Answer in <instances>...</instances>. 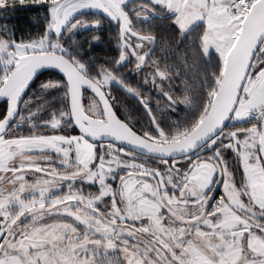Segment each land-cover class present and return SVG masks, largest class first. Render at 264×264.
<instances>
[{"label":"snow or ice","instance_id":"6c2138e0","mask_svg":"<svg viewBox=\"0 0 264 264\" xmlns=\"http://www.w3.org/2000/svg\"><path fill=\"white\" fill-rule=\"evenodd\" d=\"M17 5L43 26H0V264H264V0Z\"/></svg>","mask_w":264,"mask_h":264},{"label":"trees","instance_id":"16d2710c","mask_svg":"<svg viewBox=\"0 0 264 264\" xmlns=\"http://www.w3.org/2000/svg\"><path fill=\"white\" fill-rule=\"evenodd\" d=\"M138 2V0H137ZM16 11H3L0 10V26H7L8 30L14 31L16 34V38H27L29 34L31 33H37L42 28V21L40 20V17L42 15V9L38 5H24V6H16ZM137 27H140V25H137ZM145 29H147V25L143 26ZM76 39L83 42L86 39H90V33L86 31L80 32ZM111 39V34L108 32L104 33V39L103 42H94L92 45V50L88 53L90 56L94 55L97 56L101 61L105 59V52H107V55L110 57L114 55V52L107 51L109 48L108 41ZM158 41L162 40H169L170 42H173L172 37L164 31H161L158 33L157 36ZM174 47H183L179 44L178 38L173 42ZM85 48H88V44L84 45ZM111 47H116V42L114 39H111ZM155 55L157 57L162 56V53L159 50V47L156 49ZM177 62L176 58L169 53V63ZM125 73L129 74V79L131 80L133 76L138 80L140 79V76L142 74H135L131 72V65L128 67L122 69ZM48 74L45 73L44 76L41 77V79H47ZM174 84L176 85L177 89L181 87L179 81H174ZM179 94V93H178ZM123 100L127 101L130 99L129 97H122ZM136 102L132 101V104L134 105ZM181 108H183V105H181ZM133 116H138V113H132ZM181 116L184 115L183 112L180 113ZM95 190V189H91Z\"/></svg>","mask_w":264,"mask_h":264}]
</instances>
